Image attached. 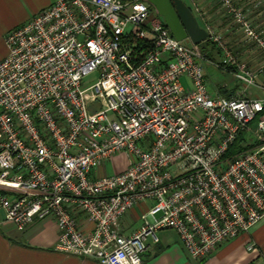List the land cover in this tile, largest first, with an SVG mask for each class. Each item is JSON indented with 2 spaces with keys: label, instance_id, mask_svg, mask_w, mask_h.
I'll list each match as a JSON object with an SVG mask.
<instances>
[{
  "label": "built area",
  "instance_id": "1",
  "mask_svg": "<svg viewBox=\"0 0 264 264\" xmlns=\"http://www.w3.org/2000/svg\"><path fill=\"white\" fill-rule=\"evenodd\" d=\"M190 1L204 19L198 0ZM217 1L254 37L232 0ZM204 21L207 40L236 66V78L254 84L256 73ZM5 43L6 221L23 230L51 218L59 250L101 264H142L162 228L175 230L189 257L201 261L264 219V139L253 140L264 135V115L250 127L264 99L214 94L205 55L176 39L147 0H52L8 30ZM245 130L253 146L228 156ZM120 153L122 172L97 175ZM145 200L153 205L144 224L123 234L121 218ZM80 214L90 231L78 227Z\"/></svg>",
  "mask_w": 264,
  "mask_h": 264
},
{
  "label": "crops",
  "instance_id": "2",
  "mask_svg": "<svg viewBox=\"0 0 264 264\" xmlns=\"http://www.w3.org/2000/svg\"><path fill=\"white\" fill-rule=\"evenodd\" d=\"M52 0H0V60L8 53L5 36L8 30L26 23L33 15L48 6ZM198 19L201 27L205 21L216 28L234 60L243 63L256 73L254 84L247 86L236 78V66L228 63L226 55L216 44L204 40L206 57L205 76L209 89L225 97H250L264 99V0H232L246 17L254 37H250L235 18L217 0H198L202 16L195 11L190 0H184ZM187 43L190 41L186 40ZM261 70V71H258ZM127 166L126 156L117 154L96 170L99 176L114 175ZM0 192L4 190L0 188ZM1 193V194H3ZM0 194V195H1ZM153 202L142 201L129 210L120 220L121 232L131 235L144 224L145 216ZM78 227L90 231L93 227L84 215L77 218ZM159 241H148L142 264H264V219L249 231L223 242L207 258L191 259L184 249L177 232L170 228L158 231ZM58 228L51 218L35 220L23 230L4 219L0 211V264H101L90 257L63 252L57 248ZM253 245L252 250L248 246Z\"/></svg>",
  "mask_w": 264,
  "mask_h": 264
},
{
  "label": "water",
  "instance_id": "3",
  "mask_svg": "<svg viewBox=\"0 0 264 264\" xmlns=\"http://www.w3.org/2000/svg\"><path fill=\"white\" fill-rule=\"evenodd\" d=\"M163 18L171 34L178 40L198 44L208 38L205 28L184 0H147Z\"/></svg>",
  "mask_w": 264,
  "mask_h": 264
},
{
  "label": "trees",
  "instance_id": "4",
  "mask_svg": "<svg viewBox=\"0 0 264 264\" xmlns=\"http://www.w3.org/2000/svg\"><path fill=\"white\" fill-rule=\"evenodd\" d=\"M206 43H209V40H206L205 41ZM264 115V113H258L257 116H256V119L254 121H252L250 123V127L251 128H255L256 126V123L258 121V119ZM249 134V136H248ZM252 140V136L251 134L248 132V131H241L236 139V141L234 142V144H232L227 152V155H233L237 152H240V151H243V150H246V149H249L250 147L253 146V143L251 142ZM3 193V192H0V194Z\"/></svg>",
  "mask_w": 264,
  "mask_h": 264
},
{
  "label": "rangeland",
  "instance_id": "5",
  "mask_svg": "<svg viewBox=\"0 0 264 264\" xmlns=\"http://www.w3.org/2000/svg\"><path fill=\"white\" fill-rule=\"evenodd\" d=\"M196 49H198V51H200L202 54H203V52H202V50H204L203 48H202V46L200 45V44H197L196 45ZM93 76V75H92ZM91 76V77H92ZM89 79V78H88ZM89 84H91V83H89ZM86 86H88V85H86ZM85 86V87H86ZM91 94H92V91H87L86 92V98H89L90 96H91ZM248 136H249V134H248ZM250 137V136H249ZM255 138H260V139H264V135H258V137H254L253 138V140H256Z\"/></svg>",
  "mask_w": 264,
  "mask_h": 264
}]
</instances>
